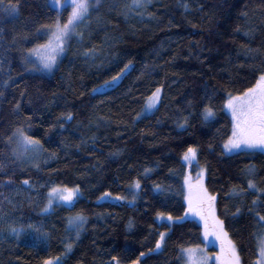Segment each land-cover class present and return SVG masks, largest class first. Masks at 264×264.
Wrapping results in <instances>:
<instances>
[{"label":"trees","instance_id":"16d2710c","mask_svg":"<svg viewBox=\"0 0 264 264\" xmlns=\"http://www.w3.org/2000/svg\"><path fill=\"white\" fill-rule=\"evenodd\" d=\"M7 3L0 6V229L7 221L20 231L0 232V264H111L113 256L121 264H184L182 250L203 244L202 226L185 215L186 178L198 169L241 264H256L264 233L256 211L264 215V206L252 201L264 195L247 190V180L264 188V152L225 154L223 145L232 132L228 94H242L264 71V0H151L146 8L101 0L50 76L25 63L26 50L45 42L50 30L42 25L58 15L65 22L69 8L18 0L10 13ZM125 65L131 70L115 89L91 94ZM157 88L156 109L141 116ZM205 107L213 119L204 120ZM18 128L41 145L21 159L13 155L17 137L8 139ZM188 148L196 149L190 172ZM63 187H79L71 203L52 192ZM77 214L86 218L79 238L68 225Z\"/></svg>","mask_w":264,"mask_h":264},{"label":"snow or ice","instance_id":"6c2138e0","mask_svg":"<svg viewBox=\"0 0 264 264\" xmlns=\"http://www.w3.org/2000/svg\"><path fill=\"white\" fill-rule=\"evenodd\" d=\"M133 6L137 8H146L151 0H132ZM5 5V0H0V6ZM53 7L58 10H64L70 8L71 11L68 15L67 21L61 23L59 15L57 19L52 24L42 25L43 28L51 31L52 39L48 41L45 45H38L36 48L29 49V56L35 54L39 60V64L34 68L35 71H51L52 68L56 65L57 56L64 51L65 43L68 38L75 32L76 28L83 24L86 20L90 19L91 11L90 10H99L101 6V0H52ZM187 7V5H185ZM19 9L18 0L16 3H13L12 0H8L7 5L5 6V11L10 13H16ZM39 31V29L37 30ZM76 35L83 38V33L76 32ZM89 52H93V49H89ZM43 52V54H41ZM85 55H88L86 52ZM25 63H33L34 61L30 60L28 56L24 58ZM2 63V62H0ZM131 62H129L130 64ZM129 67L125 65L124 69L121 70V75ZM120 79V75L114 76L112 81H106L105 84H109L113 81ZM7 81H5V86H7ZM103 87V86H101ZM99 89H93V92H97ZM161 89L157 88L156 91L148 98L149 103L146 106L147 109H152L155 107L156 103L159 102ZM4 95L3 92H0V97ZM225 107L231 112L232 115V132L231 136L228 138L227 142L223 145L224 149L231 153L235 150H257L264 152V71L261 72L256 83L248 87L240 95L228 94L227 102ZM16 110L20 109V104L15 105ZM63 115V114H62ZM204 119L208 120L214 116V112L211 107H205L204 109ZM66 120L72 119V114L68 113L63 116ZM30 119V118H29ZM62 126V125H61ZM13 137L18 138L19 148L13 150V155L16 159H21L23 156L29 152L38 151L41 147L39 140H34L32 137L24 134L23 130L17 129L13 136H10L8 139L12 141ZM196 157V149L188 148L187 152L184 154V160L190 161L194 160ZM3 165H0V171L3 170ZM205 170H201V175L199 177L198 183L196 185L197 189V200L196 205L193 206V201L191 196H189V212L201 216V219H205L203 215V205L207 204L208 210L212 215L213 219V228L214 234L217 239L221 241V252L222 256L218 257L221 260V264H241V258L239 252L237 251L236 245L232 240L228 238V233L224 230V222L215 217V200L216 197L209 194L207 189L203 186L202 174ZM247 175L253 177L255 175V168L248 167ZM8 183H12L11 180ZM24 184H28V181H24ZM186 183H188L186 179ZM135 187L139 188L140 183L137 180ZM191 191V185H189ZM247 190H254L257 193L264 195V188H259L254 179L249 178L247 180ZM79 187L76 188H53L52 192L57 194V198L61 201L71 203L76 194L79 192ZM232 195L239 196L241 191L233 189ZM111 193H104V196H110ZM50 198L48 200L47 206L43 209L45 212L49 210L52 206V194H49ZM103 199V196L101 197ZM120 199V197H117ZM258 202H260L258 204ZM253 207L264 206V201H262V196H257L255 200L252 201ZM253 209H250L252 211ZM240 209L237 208V213ZM187 215V213L185 214ZM256 216L260 223V227L264 228V215H261L259 211H256ZM169 220H172L171 216H168ZM184 219L183 217L180 218ZM6 228L0 229V232L7 231L12 234H19V231L16 227L13 226V223H8L4 221ZM84 223H86V218L83 215L77 214L76 216L68 218V225L70 228L75 229L76 236L79 238L80 230L82 229ZM205 235H207V221L205 220ZM39 231V229H36ZM164 242V234H160V240L156 244V249H160L162 243ZM258 247L260 254V264H264V233L258 238ZM67 251H71L72 245H66ZM189 260H193V264H204L202 260H194V249H186ZM145 253H141L140 256L143 257ZM59 261V258H56ZM112 261L115 264H121L120 259L116 256L112 257ZM43 264H53L52 260H45ZM134 264H140L139 260L135 261Z\"/></svg>","mask_w":264,"mask_h":264},{"label":"rangeland","instance_id":"374dc122","mask_svg":"<svg viewBox=\"0 0 264 264\" xmlns=\"http://www.w3.org/2000/svg\"><path fill=\"white\" fill-rule=\"evenodd\" d=\"M48 3H49V5L51 7H53L52 0H48ZM53 8L54 9H57L55 7H53ZM58 11H60V10H58ZM70 11H71V9L69 8L68 15H69ZM85 27H86L85 22L83 24L79 25L76 28L75 32L68 38V40L66 41L65 45L67 44V42L71 38H73V37L74 38L75 37H77V38L80 37L79 35H76L75 34L76 32L85 33ZM50 39H52L51 31H50V33L48 35V38H47V40L45 42H43L41 44H37L35 46H32L31 48H28L26 50L27 51L26 56H28L30 60H32V61L35 62V64L28 63L30 65V67L33 68V71L34 72H37V73L44 74L46 76H50L52 74V72H53L54 68L56 67V65L52 68L51 71H46V70L35 71L34 68L39 64V60H38V58H37V56L35 54L29 56L28 50L29 49H33V48H36L38 45H45V44L48 43V41ZM41 54H43V52ZM63 54H64V51L57 56V62H56V64L58 63V60L62 57ZM159 89H161V88H159ZM161 94H162V89H161V91L159 93L160 98H161ZM159 101H160V99H159ZM226 102H225V105H226ZM148 103H149V100H147V103H146V105H145V107H144V109H143V111L141 113V116L148 115V114H151L152 112H154V110L156 109V107H157V105H158L159 102L156 103L155 107L152 108V109H147L146 106L148 105ZM225 110L227 111V113L230 115V117L232 119L231 112L226 107H225ZM203 113H204V110L202 112V116L204 118ZM214 116H215V112H214ZM214 116L211 117L208 120L213 119ZM16 143H17L16 144V148L18 149L19 148L18 138H17V142ZM223 150H224L225 154H230L229 152H227L224 149V147H223ZM244 150H249V149H244ZM257 150H259V149H257ZM237 151H240V150H235V151H233L231 153H234V152H237ZM34 152L35 151H33L32 153H34ZM29 153H31V152H29ZM32 157H33V155H32ZM194 160L186 161L183 158L184 164L187 167L188 172L192 171V167H193ZM201 170L202 169H198L195 172V174H193V173L190 174L189 173L188 176H187V178H186L187 181H188V183L185 184V188H186L185 203H186V206H187V212H186L187 215H186V217L195 219L202 226V239H203V244L200 245V246H198V247H191V249H194L195 250L193 259L194 260H198V261L202 260L204 262V264H221V260L218 259V257H221L222 256V252H221V241L219 239H217L216 235L214 234L213 219H212V215L210 214V212L208 210L207 204L203 205V215H204L205 219H201V216L200 215L193 214L192 212H189V200H188V198H189V196H191L192 201H193V206H195L196 205V200H197V195H198L197 189H196V185H197L198 180H199V177L201 175ZM204 178H205V172H203V174H202L203 186H204ZM189 185H191V191H190ZM204 188H205V186H204ZM215 217L217 218L216 212H215ZM205 220L207 221V235H205V231H206V228H205ZM186 249H190V248H186ZM186 249H183L182 250L183 263L184 264H193V260H189L186 251H184ZM258 249H259V247H258ZM260 259L261 258H260V254H259V257H258V259L256 261V264H260ZM51 260L53 261V264H55V260H53V259H51Z\"/></svg>","mask_w":264,"mask_h":264},{"label":"water","instance_id":"95a60500","mask_svg":"<svg viewBox=\"0 0 264 264\" xmlns=\"http://www.w3.org/2000/svg\"><path fill=\"white\" fill-rule=\"evenodd\" d=\"M130 70H131V66H129L124 72H123V74L121 75V73L120 74H118V75H120V79H118V80H116V81H113V82H111V83H109V84H105V83H103V84H101V85H99L98 87H96V88H94V89H99L97 92H93V90H92V95H98V94H103V93H106V92H108V91H110V90H113V89H115L120 83H121V81L124 79V77L130 72ZM117 75V76H118ZM109 81H112V79H110ZM101 86H103V87H101ZM110 263L111 264H115V262L114 261H110Z\"/></svg>","mask_w":264,"mask_h":264}]
</instances>
